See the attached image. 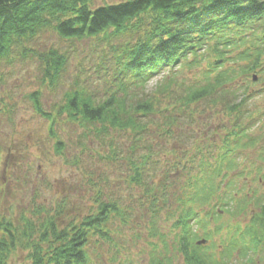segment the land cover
I'll return each mask as SVG.
<instances>
[{
    "label": "trees",
    "instance_id": "1",
    "mask_svg": "<svg viewBox=\"0 0 264 264\" xmlns=\"http://www.w3.org/2000/svg\"><path fill=\"white\" fill-rule=\"evenodd\" d=\"M47 33L70 46L40 51L35 42ZM85 42V58L103 78L101 96L82 73L67 84L77 44ZM29 60L37 62L42 85L63 95L52 112L42 108L39 91L30 96L51 135L66 117L83 130V149L93 140L107 142L108 154L97 157L125 163V182L150 213L153 236L156 219L171 225L175 253L162 241L151 264H178L174 257L182 264H227L233 254L264 249V130L253 133L259 117L246 108L253 86H264V0H0V68ZM183 72L197 73L179 80ZM162 73L167 77L150 89ZM194 107L227 116L231 127L222 129L220 143L202 146L178 132L193 130ZM207 130L204 139L218 134ZM155 134L193 141L192 147L177 154L155 143ZM119 135L130 140L127 149ZM65 147L58 140L57 154ZM250 149L253 161L242 166L240 154ZM169 154H175L173 163L163 160ZM250 206L258 210L246 223L232 224ZM88 210L66 225L60 209L51 215L36 207L18 225L0 218V264L19 248L28 251L29 264H91V238L110 241L114 219L127 226L134 209L97 190ZM214 235L223 236L220 244Z\"/></svg>",
    "mask_w": 264,
    "mask_h": 264
},
{
    "label": "rangeland",
    "instance_id": "2",
    "mask_svg": "<svg viewBox=\"0 0 264 264\" xmlns=\"http://www.w3.org/2000/svg\"><path fill=\"white\" fill-rule=\"evenodd\" d=\"M35 43L40 51L52 47L70 46L53 33L43 34ZM89 45V42L77 44L80 56L78 55L69 68L68 73L71 78L67 84L72 83V77L82 73L80 75L86 77V82L92 84L89 87L91 92L101 96L105 87L102 86L103 78L95 70L94 62L85 58L86 53L89 52ZM196 73L183 72L178 77L179 80L191 79ZM164 76L165 74L162 73L152 79L150 89L160 84ZM253 89L252 98L246 108L248 114L259 117L252 122L256 125L253 133H259L264 130V86L256 84ZM37 91L41 93L42 108L49 112H52L53 105H57L63 96L61 89L56 93L42 85L39 66L34 60L13 67L0 68V218L18 225L21 216L32 217L36 207L50 211L51 215L60 209L62 210L61 225H66L68 221L86 215L94 193L102 190L105 195L119 203L121 208L129 207L134 211L127 226L122 225L120 219H114L110 225V241L91 238L88 245L89 263L151 264V259L157 255L156 246L159 249L163 247L162 241L166 242L170 254L173 255L175 252L170 248L174 243V236L169 231L171 225L161 223L164 219H156L159 232H156L158 236H153L154 231L149 228L152 226L149 221L152 219L150 213L142 209L139 200H136V196L140 194L127 187L125 182L127 173L125 163L107 162L97 157L98 152L108 154L107 142L101 144L93 140L87 144L86 149L80 147L79 140L83 130L67 122L66 117L60 119L59 124L54 126L55 135H51L50 122L36 113L34 104L30 100L31 94ZM194 110L193 130L188 126L181 129L182 132H178L186 137L198 138L197 142L202 146H207L211 141L220 143L222 129L231 127L227 116L219 109L205 112L206 109L197 110L194 107ZM207 128L218 130V134L213 136V132H210L206 135L213 136V139H204L202 133L208 131ZM117 139L127 149L130 140L121 135ZM58 140L66 145L63 155L57 154L55 150ZM155 140V143L161 147L166 145L165 149L175 147L177 154L190 149L193 142L185 139L166 141L156 134L153 137V141ZM255 154L253 149L245 150L240 154L238 163L242 166L249 165L248 162L253 161ZM174 155L169 154L163 160L173 163ZM238 182L240 185L244 184L243 180ZM248 183L251 184V180L247 181ZM262 191L264 192V187ZM256 210L258 209L250 206L245 214L234 220L231 219L232 224L239 221V224L244 225L251 212ZM229 220L225 217L222 222L226 223ZM213 227L214 225H211L210 229H214ZM163 234L166 236L163 237ZM224 234L225 232L222 235ZM199 235L202 237L201 232ZM222 235H214L217 244L221 243ZM239 255L233 254L234 257L228 260L227 264H264V249L251 251L247 256ZM173 259L174 263L182 264L179 257ZM8 264H29L28 251L17 249L8 259Z\"/></svg>",
    "mask_w": 264,
    "mask_h": 264
},
{
    "label": "water",
    "instance_id": "3",
    "mask_svg": "<svg viewBox=\"0 0 264 264\" xmlns=\"http://www.w3.org/2000/svg\"><path fill=\"white\" fill-rule=\"evenodd\" d=\"M206 242L205 241H202V242H199L198 244L201 245V244H205Z\"/></svg>",
    "mask_w": 264,
    "mask_h": 264
}]
</instances>
